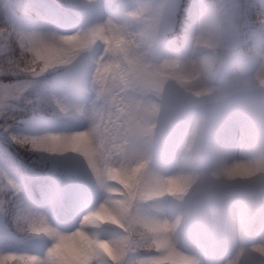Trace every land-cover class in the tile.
Listing matches in <instances>:
<instances>
[{"label": "clouds", "instance_id": "clouds-1", "mask_svg": "<svg viewBox=\"0 0 264 264\" xmlns=\"http://www.w3.org/2000/svg\"><path fill=\"white\" fill-rule=\"evenodd\" d=\"M0 264H264V0H0Z\"/></svg>", "mask_w": 264, "mask_h": 264}]
</instances>
